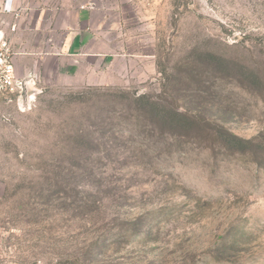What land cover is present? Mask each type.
<instances>
[{"label":"rangeland","instance_id":"rangeland-1","mask_svg":"<svg viewBox=\"0 0 264 264\" xmlns=\"http://www.w3.org/2000/svg\"><path fill=\"white\" fill-rule=\"evenodd\" d=\"M77 3L106 60L0 94V264H264V0Z\"/></svg>","mask_w":264,"mask_h":264},{"label":"crops","instance_id":"crops-1","mask_svg":"<svg viewBox=\"0 0 264 264\" xmlns=\"http://www.w3.org/2000/svg\"><path fill=\"white\" fill-rule=\"evenodd\" d=\"M3 25L14 68L56 57H102L106 17L77 0H0ZM24 65V66H25Z\"/></svg>","mask_w":264,"mask_h":264},{"label":"built area","instance_id":"built-area-1","mask_svg":"<svg viewBox=\"0 0 264 264\" xmlns=\"http://www.w3.org/2000/svg\"><path fill=\"white\" fill-rule=\"evenodd\" d=\"M26 84L24 80L16 77L9 43L0 36V94L20 98L24 94Z\"/></svg>","mask_w":264,"mask_h":264},{"label":"trees","instance_id":"trees-1","mask_svg":"<svg viewBox=\"0 0 264 264\" xmlns=\"http://www.w3.org/2000/svg\"><path fill=\"white\" fill-rule=\"evenodd\" d=\"M139 99H143V97H140Z\"/></svg>","mask_w":264,"mask_h":264}]
</instances>
